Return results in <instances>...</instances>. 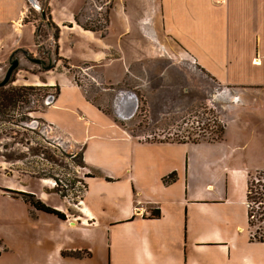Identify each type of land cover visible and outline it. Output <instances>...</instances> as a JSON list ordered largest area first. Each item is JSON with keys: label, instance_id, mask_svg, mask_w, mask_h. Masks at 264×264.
Returning a JSON list of instances; mask_svg holds the SVG:
<instances>
[{"label": "crops", "instance_id": "crops-1", "mask_svg": "<svg viewBox=\"0 0 264 264\" xmlns=\"http://www.w3.org/2000/svg\"><path fill=\"white\" fill-rule=\"evenodd\" d=\"M125 1L114 0V4ZM157 2L166 32L192 64L236 92L232 98L236 105L220 110L222 138L143 140L114 119L101 127L105 131L97 132L102 136L99 140L90 142L85 136L70 134L75 143L83 145L85 169L96 174L87 178L78 215L61 220L22 207L25 212L18 218L11 241L0 236V257L12 252L11 264H264V242L253 239L248 202L251 176L264 171V151L259 166L251 164L248 153L254 143L264 149V0ZM78 3L49 0L53 20L61 29L60 55L74 62L92 58L106 68L105 54H111L106 37L116 5L109 13V31L101 44L92 31L78 29L83 28L73 13ZM29 7L28 0H0L1 69L16 51L34 50L23 44L30 26L36 32L35 22L26 19ZM67 37L72 38L64 52ZM89 43L100 46L93 49ZM73 48L82 55L76 57ZM67 79L71 89L77 90V98L91 104L99 113L97 119L104 121L98 115H106ZM49 80L50 85L57 82L54 77ZM71 108L70 115L77 116ZM249 129L253 135L246 138ZM112 144L128 153L121 172L99 157ZM139 152L146 157L139 158ZM172 173L176 179L165 182ZM154 209L161 211L157 218L151 217Z\"/></svg>", "mask_w": 264, "mask_h": 264}, {"label": "rangeland", "instance_id": "rangeland-1", "mask_svg": "<svg viewBox=\"0 0 264 264\" xmlns=\"http://www.w3.org/2000/svg\"><path fill=\"white\" fill-rule=\"evenodd\" d=\"M39 1L46 11V18L42 16V9L37 10L31 5L28 14V21L35 22L36 29L39 27V44L33 26H30L23 44L26 49L34 50L26 51V54L22 50L14 53L20 66L6 85L8 90L32 87L35 95L29 106L33 111H23L12 100L7 101V109L0 110V236L8 242L13 237L18 218L25 212L22 207L33 208L24 201L23 192L35 194L48 206L64 212L67 218L78 215V207L88 188L89 172L79 164L83 145L75 143L70 134L85 136L90 142L99 140L102 136L97 132L105 131L109 120L114 119L143 140H219L224 132L220 110L223 106L231 109V105H236L232 101L236 98L235 90L206 76L166 32L158 0H126L118 5L114 0H77L79 3L73 7V13L77 24L83 27L78 29L92 31L101 44L109 31V13L116 5L111 32L106 37L111 53L105 54L108 56L104 59L108 63L106 68H102L103 62L97 63L92 58L74 62L62 57L59 40L58 59L54 24L59 25L53 20L49 0ZM71 38L67 37L64 52L70 47L68 40ZM89 44L93 49L100 46ZM80 51L73 48L76 57L82 55ZM34 59H40L41 63ZM9 65L7 62L0 68V80L4 79ZM50 65L55 67L48 69ZM62 73L106 115H98L104 121L97 119L99 113L91 104L79 95L81 100L77 98V90L71 89ZM49 77H54L57 82L50 85ZM120 90H130L139 99L137 113L132 119H121L114 112V100ZM61 93L57 103L50 107L45 104L49 95H56L57 99ZM69 107L77 116L70 115ZM83 116L85 118L81 119ZM246 131V138L253 135L252 129ZM107 146L99 152L100 159L109 168L121 172L128 153H124L119 144ZM263 151L258 143L251 145L248 153L252 165H261L259 156ZM137 156L145 158L146 153L139 152ZM106 169L103 170L106 172ZM98 172L94 170V173ZM261 177L255 173L250 178L255 181V191ZM258 205L252 201L255 209L253 236L264 234V217ZM33 210L37 212L35 208ZM12 260L13 253L10 252L6 257H0V264H11Z\"/></svg>", "mask_w": 264, "mask_h": 264}, {"label": "trees", "instance_id": "trees-1", "mask_svg": "<svg viewBox=\"0 0 264 264\" xmlns=\"http://www.w3.org/2000/svg\"><path fill=\"white\" fill-rule=\"evenodd\" d=\"M41 11H42L43 18L45 19L46 18V11L44 8H42ZM48 15H47V17H48ZM26 19L28 21V18H26ZM54 27L56 30L55 39L57 41L55 48H56L57 57H58V59H60V56H58V49H59L58 40H59V36H60V27L55 25V24H54ZM39 35H40V30L38 27L36 29V32H35L37 44H39V39H38ZM44 67H47V66H44ZM49 67L53 68V67H55V65L48 66V69H49ZM34 95L35 94H34V92H32V87H26L25 86V87L12 88L9 90L6 86L0 87V110L1 109L2 110L7 109L8 108L7 104H6L7 101L12 100L14 105L15 106L18 105L23 111L32 112L33 110L29 105L31 103V98ZM25 109H27V110H25ZM80 158L81 159H80L79 164L82 167H85V168L88 167L87 163L85 162V159H84V152L80 154ZM258 173L260 175L264 176V171H261ZM87 176L88 177H94L95 174L88 173ZM176 177H177L176 174L172 173L168 177H166L164 179V181L165 182L174 181L176 179ZM251 178H252V176H251ZM107 179L112 180L109 177H107ZM254 188H255V181L253 179H250L249 185H248V202H249V223H250L251 227L254 226V218H255V209L252 206V201H256L258 203L260 200H264V195L261 193V190L259 189V187H258L257 191H255ZM257 192H258V194L255 195L254 193H257ZM23 195L25 196L24 201L26 203H28L30 206H32L33 208H35L37 211H41V212H44L47 214L55 215L61 220L67 219L66 214L64 212L57 210L51 206H48L41 199L36 198L35 194L23 192ZM63 195L65 196V194H63ZM261 208H262V205L260 206V209ZM260 214H262L264 217V210H261ZM160 215H161V211L159 209L152 210L151 217L157 218ZM253 239L256 241L264 242V234L259 236L257 233H255L253 236Z\"/></svg>", "mask_w": 264, "mask_h": 264}, {"label": "water", "instance_id": "water-1", "mask_svg": "<svg viewBox=\"0 0 264 264\" xmlns=\"http://www.w3.org/2000/svg\"><path fill=\"white\" fill-rule=\"evenodd\" d=\"M28 2L35 9L37 10L42 9L39 0H28ZM14 55L15 54H13L10 58L9 61L10 65L7 69L4 79L0 80V87L6 86L7 84H9V82H11L13 74L20 66L19 58L14 57ZM34 61L36 63H41L40 59H34ZM55 100H56V95H49L45 100V104L50 106L55 102ZM138 107H139V99L134 92L130 90H120L117 93V96L115 97L114 100V112L117 115V117L124 120L132 119L137 113Z\"/></svg>", "mask_w": 264, "mask_h": 264}, {"label": "built area", "instance_id": "built-area-1", "mask_svg": "<svg viewBox=\"0 0 264 264\" xmlns=\"http://www.w3.org/2000/svg\"><path fill=\"white\" fill-rule=\"evenodd\" d=\"M257 182H258V185H259L258 187L261 190V193L264 195V176H262L260 179H258ZM257 194H258V192H257ZM258 204H259L258 207L260 208V206L262 205L261 210L262 209L264 210V200H260L258 202Z\"/></svg>", "mask_w": 264, "mask_h": 264}, {"label": "flooded vegetation", "instance_id": "flooded-vegetation-1", "mask_svg": "<svg viewBox=\"0 0 264 264\" xmlns=\"http://www.w3.org/2000/svg\"><path fill=\"white\" fill-rule=\"evenodd\" d=\"M24 54H26V52L24 53ZM15 57V56H14ZM46 130H49L48 128H46Z\"/></svg>", "mask_w": 264, "mask_h": 264}]
</instances>
